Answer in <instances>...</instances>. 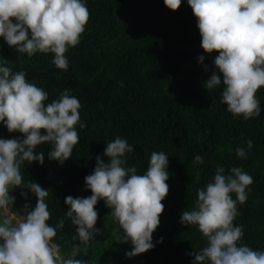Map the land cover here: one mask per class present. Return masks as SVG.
Listing matches in <instances>:
<instances>
[{"label": "trees", "instance_id": "1", "mask_svg": "<svg viewBox=\"0 0 264 264\" xmlns=\"http://www.w3.org/2000/svg\"><path fill=\"white\" fill-rule=\"evenodd\" d=\"M85 3L90 20L80 43L66 53L67 71L52 63L54 54L38 52L28 57L0 37V62L7 59L6 66L14 72L25 71L29 82L49 93L46 103L58 99L65 89L81 103V122L86 127L76 126L80 140L72 156L61 164L49 159L51 146L42 144L36 151L44 152L43 165L26 161L21 166L25 182L32 180L49 190L48 223L55 227L65 217L70 207L64 202L67 196L92 195L85 177L93 172L97 156L108 162L104 150L119 136L133 146L134 151L126 153L127 166H135L138 174L146 172L153 151L168 155L170 190L162 201L161 223L153 233L155 247L127 258L132 245L115 241L113 229L121 234L122 229L100 200L95 206V227L101 233L87 246V253L81 251L76 258L89 264H193L189 253L205 246L206 239L197 226L182 224L180 217L194 207L197 189L213 180L217 166L226 171L241 167L253 177L246 203L237 204L240 214L234 223L244 229L239 243L264 251V86L256 93L261 114L247 121L227 111L221 102L222 85L213 90L204 87L203 82L216 70L214 58L219 53L209 54L202 48L197 17L187 0L175 11L164 0ZM200 55L205 57L203 64ZM17 137L23 134L10 133L0 122V138ZM249 138L252 149L246 159L238 158L236 148L246 147ZM196 155L203 157V164L193 163ZM12 194L14 212L24 211L25 204L35 208L37 197L30 190L16 187ZM75 233L76 226L65 218V227L57 230L53 241L60 245L62 255H71L73 243L80 244L72 240ZM161 237L163 242L157 243Z\"/></svg>", "mask_w": 264, "mask_h": 264}, {"label": "clouds", "instance_id": "2", "mask_svg": "<svg viewBox=\"0 0 264 264\" xmlns=\"http://www.w3.org/2000/svg\"><path fill=\"white\" fill-rule=\"evenodd\" d=\"M197 17L202 37L201 46L206 53L218 52L214 58L215 71L203 82L213 90L221 85V102L234 117L245 121L261 114L257 91L264 86V0H187ZM175 11L182 0H164ZM85 0H0V37L20 54L32 57L36 53H52V63L67 71L66 56L70 47L80 38L90 20ZM203 64L204 55L199 56ZM0 62V122L7 130L19 132L23 137L0 138V264H89L76 256L87 253L102 229L96 228V205L104 200L111 209L110 216L118 223L112 236L120 243L130 242L132 250L127 258L143 254L155 247L153 233L160 225L165 210L162 201L169 193L168 155L153 151L144 174L135 166H127L126 153L134 148L125 139L116 137L107 143L103 156L96 157L93 172L85 177L88 197L65 198L69 210L55 227L46 198L49 190L38 182L24 181L21 166L39 161L43 165L45 154L37 152L39 145L48 144L49 159L63 164L73 154L80 137L81 103L68 89L58 99L46 103L49 93L29 82L25 71L14 72ZM208 71V65H204ZM123 85H121L122 87ZM243 138V137H242ZM246 147L236 148L238 158L246 159L253 147L249 138ZM194 164H203L196 155ZM200 179L199 173L196 181ZM253 177L241 167L226 171L217 166L215 175L206 186L197 189L194 207L185 209L180 217L184 225H195L206 239L199 250L189 253L193 264H264V251L253 250L239 243L244 236L242 225L234 223L240 214L237 204L248 199ZM19 187L30 190L36 197L35 208L23 206V214L13 211L16 197L13 190ZM236 199H233L232 194ZM27 197L28 193L21 192ZM65 218L76 226L72 236V254L62 255L60 245L54 243L57 230L65 227ZM163 237L157 243H162ZM84 246V247H81Z\"/></svg>", "mask_w": 264, "mask_h": 264}, {"label": "rangeland", "instance_id": "3", "mask_svg": "<svg viewBox=\"0 0 264 264\" xmlns=\"http://www.w3.org/2000/svg\"><path fill=\"white\" fill-rule=\"evenodd\" d=\"M19 212H20L21 214H23V211H19ZM19 212H18V213H16V214H17V215H19V214H20Z\"/></svg>", "mask_w": 264, "mask_h": 264}]
</instances>
